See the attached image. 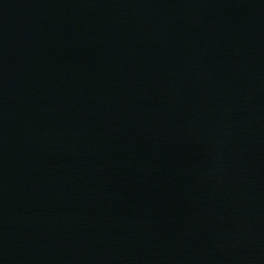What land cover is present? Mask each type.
Returning <instances> with one entry per match:
<instances>
[{
  "label": "water",
  "instance_id": "obj_1",
  "mask_svg": "<svg viewBox=\"0 0 264 264\" xmlns=\"http://www.w3.org/2000/svg\"><path fill=\"white\" fill-rule=\"evenodd\" d=\"M0 264H264V0H0Z\"/></svg>",
  "mask_w": 264,
  "mask_h": 264
}]
</instances>
